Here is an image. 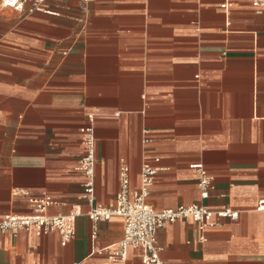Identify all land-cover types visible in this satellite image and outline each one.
I'll use <instances>...</instances> for the list:
<instances>
[{"label":"crops","instance_id":"1","mask_svg":"<svg viewBox=\"0 0 264 264\" xmlns=\"http://www.w3.org/2000/svg\"><path fill=\"white\" fill-rule=\"evenodd\" d=\"M26 0L0 7V221L75 215V236L0 234V264H119L109 257L124 221L94 223L80 169L82 128L96 141L95 203L110 205L129 168L158 169L147 201L157 211L202 203L239 218L192 220L158 231L170 264H264V11L250 0ZM2 3V2H1ZM145 131L149 142L145 143ZM214 189L200 198L192 165ZM131 249L125 264H143Z\"/></svg>","mask_w":264,"mask_h":264},{"label":"built area","instance_id":"2","mask_svg":"<svg viewBox=\"0 0 264 264\" xmlns=\"http://www.w3.org/2000/svg\"><path fill=\"white\" fill-rule=\"evenodd\" d=\"M89 0H82V7L86 8ZM234 0H224L221 7L228 9ZM252 6L258 11H264V0H250ZM26 0H2V5L24 9ZM84 153L80 159V169L86 176L84 183L85 195L91 209L89 218L94 222L108 221L112 217H121L124 221V233L118 247L109 253V257L125 264L131 249L142 251L141 261L143 264H170L166 262L161 253L163 248L158 244V231L166 224L178 220H192L202 231L200 240L206 241L204 230L207 227H216L221 219L229 218L237 220L239 212L232 208L212 209L202 203L189 206L181 205L176 208H168L157 211L147 201L150 187L153 185L158 169L149 162H145L141 168L140 186L133 189L130 186L129 168L126 164L121 165V187L114 201L103 206L95 203V171L97 164L96 141L94 126L88 125L82 128ZM149 132L145 131L144 142H149ZM197 174V184L200 198L206 200L214 189L213 177L202 163L192 165ZM55 204L50 196L30 197L32 214L13 215L8 214L0 221V234L4 232H18L31 230L41 236L52 231H57L61 236V244L66 245L76 233L75 215L50 216L47 209ZM258 209L264 211V198L258 203Z\"/></svg>","mask_w":264,"mask_h":264},{"label":"rangeland","instance_id":"3","mask_svg":"<svg viewBox=\"0 0 264 264\" xmlns=\"http://www.w3.org/2000/svg\"><path fill=\"white\" fill-rule=\"evenodd\" d=\"M1 2H2V0H0V7H1Z\"/></svg>","mask_w":264,"mask_h":264}]
</instances>
